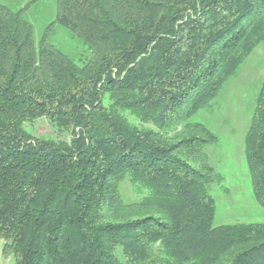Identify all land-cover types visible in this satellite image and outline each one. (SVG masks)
<instances>
[{
  "label": "trees",
  "instance_id": "1",
  "mask_svg": "<svg viewBox=\"0 0 264 264\" xmlns=\"http://www.w3.org/2000/svg\"><path fill=\"white\" fill-rule=\"evenodd\" d=\"M34 1L0 2L2 254L15 264H264L263 222L212 224L205 146L217 137L189 120L264 43V0H56L39 37L25 15ZM57 25L80 51L55 44ZM41 117L69 139L24 129ZM244 156L264 207V80Z\"/></svg>",
  "mask_w": 264,
  "mask_h": 264
},
{
  "label": "rangeland",
  "instance_id": "2",
  "mask_svg": "<svg viewBox=\"0 0 264 264\" xmlns=\"http://www.w3.org/2000/svg\"><path fill=\"white\" fill-rule=\"evenodd\" d=\"M28 1L30 0H0L12 9H18ZM55 14L56 0H35L25 12L37 37L55 18ZM53 41L67 53H75L81 49L76 38L71 37L67 30L58 25ZM263 80L264 43H260L240 65L236 74L226 81L209 105L189 119L191 122L202 123L217 137L215 142L205 146L214 171V179L208 186V192L215 202L212 220L214 226L232 222L264 223V207L254 199L244 156V135ZM23 127L34 136L69 139L68 131L59 130L44 117L24 122ZM120 190L128 204L140 199L126 180L120 184ZM0 264H15L13 256L2 254L1 239Z\"/></svg>",
  "mask_w": 264,
  "mask_h": 264
}]
</instances>
